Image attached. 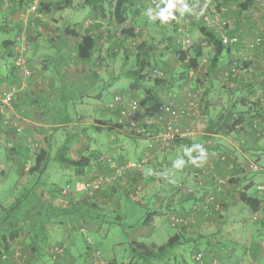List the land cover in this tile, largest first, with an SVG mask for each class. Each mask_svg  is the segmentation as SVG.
<instances>
[{
    "label": "rangeland",
    "instance_id": "obj_1",
    "mask_svg": "<svg viewBox=\"0 0 264 264\" xmlns=\"http://www.w3.org/2000/svg\"><path fill=\"white\" fill-rule=\"evenodd\" d=\"M26 1L28 4L26 3L16 7L15 5L18 4V0H0V49L3 46L2 41L4 39L12 36H16L19 40L23 38V43L25 45V62H27L33 70V73L25 78L16 70L22 77V79L18 77L20 82L17 80V83L19 85L17 83H12L10 85L5 84L0 91V121H2L0 122V229L3 228V219L5 218L8 207L16 200L17 196H19V191L32 177L31 174L19 177L20 171L17 169L19 151H16L15 143L17 142L19 143L18 145L21 144L22 146L26 144L30 146V151L35 150V152L40 148L46 149L49 153V162L47 170L41 173L40 180H44L48 185L51 184L50 182H53L54 191H50L52 186H46L45 193L48 192L46 193V199L43 198L41 199L42 201H37L31 207L26 206L25 210H22L23 212L20 218L22 222L26 220L25 223L27 224L30 223L35 216L38 217L40 213H43L42 216H48V211H50V209L44 206H47V200H51L54 208H59L60 211L58 212L60 213L56 212L57 220H55V222L53 221L51 224L48 246L51 245L52 247L53 245H59L63 248V251L61 254H58L56 258H53L49 248H46L48 246H44L43 251L45 255L44 253L39 257L28 255L27 253L30 248H33L34 243L39 242L31 237L32 234L29 231L20 229L21 235H19L18 232L17 236L23 237V239L26 237V241L24 242L26 246L22 244L21 247L20 237L18 240L11 241L8 259L5 263L0 264H72L73 262L77 264H99V260H102L105 264H112L111 260H115L116 264H118V262L120 264H165V262L169 264H183L184 262L181 261V258H183V261L187 264H212V262H210L211 260H216L218 264H222L220 260L216 258L217 246L220 245L221 249H223L224 246L227 248L235 246L238 251H242V246L239 247L240 242L236 237H247L248 230L246 229L244 231L246 225L241 224V226L235 223V217L238 215L236 209H230L228 212V222L226 225L220 226L219 214L216 213L215 210V212L211 211V205H208L206 208L207 210H204V207H202L204 198L202 197L198 198L196 202H193V205L191 204L192 210L191 212L189 210V214L187 213V222L184 220L182 223L171 224L172 218L178 216L179 209L177 210L176 206H174V208H165L166 203L164 199H170L171 196H173V200H179L183 195L188 193L190 190L189 187L196 183L194 179V177H197L195 171L190 169L189 166L184 165V162L185 160L194 162L198 159L199 155L188 159L187 157L190 155L189 151H179L177 158L172 159L170 156L171 161H169V149L164 150L162 153L158 152L155 155V160L158 159V155L160 157L162 156V158L157 166L150 167L154 171L152 173L150 172L146 183H142L139 179L131 182V178L127 180V175L124 178L125 183H122L120 179H115L113 181L110 180V182L112 181L111 183L102 185V187L98 189V192L94 194L93 198H95L97 193L103 192L104 188H112L114 190L112 191L110 189L112 192H108L113 194H105L100 205H97L98 208L101 209L97 214V218H99L100 221L99 219L85 221V218H83L80 227L83 226L84 229H86V234H81L78 229L79 237L76 234L75 238L73 237V241L71 240L72 236L71 238L68 237V231L65 227L70 221L68 211L70 208L67 210L68 207L65 206H69L71 202L75 201V197H82L85 192L71 189L65 194L62 193V188L66 184H71L79 180V175L76 169L65 166L54 160V156L57 155V153H63L76 159L81 155L93 156L89 168L91 170L89 171L88 169L85 171L87 172L86 176H89L88 178L95 176L94 178H96L98 175H110V170H108L107 173L99 171L98 158L109 155L117 161L118 157H130L132 155V150L137 146L139 148H144L147 145L145 144L147 142L145 139H140L137 143L136 139H134L135 134L131 133L132 131L124 124L120 128L119 125H117L116 114L109 111L106 107V102L114 94L124 95L129 98L130 96L133 97V93H131L132 90L130 89L133 78L129 75L130 73L128 74V70H132L134 66H136L135 44L143 41L146 44L145 48L150 45L152 46L149 54L151 60L153 61L157 57H160L165 64L164 70L161 72L159 71L160 74L165 75L166 72L168 75L172 76V78H178L183 68L166 49V47L170 45L167 37H175L172 27L168 26V28L165 29L166 33L163 34V32H161L162 28L157 24L159 7L162 0H155V3L152 4L148 11L142 9L143 7H141L140 1L134 5H132V2H128L127 13L129 16L126 20V24L129 23L140 30V35L135 38H123L119 33L122 26L116 25L113 19L115 0H90L89 2H85V0H72V7H67L62 10H56V8L51 7L48 11H42L43 9L41 10L40 8L31 11L30 7L33 0ZM172 1L180 12L185 13L183 19L187 17L190 21L189 33L192 45L189 50L192 51L193 47H202V37L197 25L200 18L198 15H190L193 13L195 5L190 8L188 4L190 0ZM192 1L194 3L198 2L196 5L199 10L207 13L209 12L210 14L214 12L213 15L218 18V25L222 26V24H224V29L232 33L238 32L246 36L250 41L252 38L251 35L254 36L257 30L261 31V29H264V2L258 1V5H254L253 9L241 11L233 0L225 2H222V0ZM42 2L49 6L51 1L43 0ZM226 9H228V11L224 14ZM188 12L190 16L187 14ZM69 18H71V21H69ZM89 20L92 25H99L96 28V34L100 36L95 49L96 62L87 61L86 63V61H79L75 53L76 42H71V45L67 47L69 53L65 58L66 60L69 58L73 67L77 70H74V76L86 83L87 91H85L84 94L82 93L80 98L82 97L84 99V104L87 102L86 105L89 106V110L79 117L70 115L66 124L44 125L41 126L44 130L38 131L37 128H40V124L44 123L46 120L50 124H57L59 119H56V116L59 114L60 107L55 108L52 120L50 116H47L44 110L43 101L41 102L40 100L37 103L34 101L33 106H31L27 103L25 104L26 101L21 102L17 100L18 97L16 98V96L24 94V92L27 96L28 94L46 95L44 90H35L34 93V90L29 89L31 81L34 77H37L35 73L38 71V68H42L43 66L38 64L37 67H34L32 63L30 64L28 55L37 44L45 46L51 45L53 47L58 46V40L65 36L63 33L65 27L74 28V26L79 25L81 31L85 32L90 30L89 28H85V26L90 24L87 23ZM10 26H15V29H7ZM20 42L21 41H18L17 45L20 46ZM241 46L240 48H245L243 45ZM203 47L205 48L202 49L201 56L199 57L201 59L200 66L202 67L197 71L196 79L198 82L194 86H197V89L201 92V110L206 108V112L209 110L207 112L208 117L215 118L219 114L220 107L224 110L233 104L239 103V99L237 98V93L228 89L226 90L220 81L216 82L212 80L210 92L211 104L209 103V105L205 106L203 93L207 87V80L216 75L220 76L221 73L219 74L218 71L216 75L215 73H206V66L208 65V59L212 56L213 48L208 44ZM235 47L232 46L228 52L232 57L230 58L228 56V58L222 59L220 63L223 62L228 64L234 60L243 61L244 59L242 57L248 55L247 53H250V51L254 49L251 47L248 48L251 50H244L241 54L234 55V52L238 53L239 51V48ZM1 65L3 68H13L14 66L8 58L3 62L0 61V67ZM145 73L146 77L143 79L144 82H151V78L154 74L153 70L147 69ZM221 79L223 78L221 77ZM21 81L25 83L24 86H21ZM13 85L16 88L13 99L9 104L3 103L2 96L10 91ZM194 86L192 85L193 88H195ZM229 88L232 89L231 87ZM224 90L226 92H223ZM40 95L39 98L42 99ZM242 96L245 98L247 97L244 93ZM136 99L138 100V97ZM141 99H143L142 95ZM247 100L249 99L246 98V101ZM66 101L65 105L69 107L74 103L73 100ZM62 104H64V102H62ZM235 116H237V114H235ZM203 120H205V117L199 114L193 122L195 130H200L201 127H204ZM188 121L190 123V120ZM140 124L141 123L138 124L139 127ZM47 126H49L48 128H51V126L54 127H52V129H45ZM95 126H100L103 129H96ZM17 127L20 129L16 130ZM45 130L51 131L45 133ZM234 130L227 133V135L234 136ZM261 136H264V133L261 134ZM144 144L145 146L142 147ZM34 147H37V149H34ZM202 150L203 149H201L199 153H202ZM31 159H33V157H31ZM133 160H136V157L128 159L127 161ZM235 162L239 163L240 166H245V164H247V160ZM144 168L146 167H143V171L139 169L142 175L145 174ZM139 170L134 172H139ZM237 174L243 178L252 177L250 171H246L241 167H239ZM166 178L172 180H174V178L178 179V181H175L177 189L169 191V186L165 185L157 192L159 183L161 184L164 182ZM185 179L187 183L184 182ZM171 182L173 184V181ZM244 182H246V180ZM226 184H228V178ZM138 186L139 191L135 193L134 189ZM13 188L15 190H13ZM240 188H242V184ZM32 192V197L37 198L38 194L36 192L38 191L32 190ZM93 192L91 194H93ZM86 194L89 196V193L86 192ZM144 194L152 196V199L149 198L146 200V205L142 203L143 198H145ZM154 195L156 197V203L154 202ZM115 196L119 197L113 202V197ZM209 196L211 197L209 198L210 204H212L213 198L211 195ZM91 199L92 198L89 200ZM161 202L163 206L160 212H157L147 225L141 224L146 213L152 211L154 206H159ZM121 205L124 206L123 209H121ZM193 208L196 210L195 213L193 212ZM199 209H202V211H200L201 215L197 216ZM215 209H218V206H216ZM61 210H67L68 212H61ZM116 216H118V219H116ZM196 216L198 220L195 218ZM248 216L247 214H245V216L242 215L240 219L242 220L243 217H245L251 221V218H248ZM22 222L20 223L22 224ZM251 226L253 230L251 235L252 240L264 238V235L256 230V223L251 222ZM90 229H97V231H101V233L104 232L103 236L97 235L99 243L92 239L94 233ZM176 232H186L187 234L184 240L181 239L178 243L167 245L156 260L153 258L150 259L149 256L145 257L141 251L134 250L137 246L135 243H142L149 250H153L157 245L166 244L168 239ZM86 237H88V242L90 241L92 244L95 243V245L98 244L102 249L100 250L99 257L95 255V248L90 249L87 247L86 249L84 244V238ZM235 240H237L238 246H236ZM22 250L27 255L23 254ZM203 254H205V259L209 263H206L207 261H204L205 259L203 260ZM197 256L201 257L198 259ZM174 257L177 259L173 260ZM143 259L147 261L143 262ZM216 262L214 261V264H217Z\"/></svg>",
    "mask_w": 264,
    "mask_h": 264
},
{
    "label": "crops",
    "instance_id": "obj_2",
    "mask_svg": "<svg viewBox=\"0 0 264 264\" xmlns=\"http://www.w3.org/2000/svg\"><path fill=\"white\" fill-rule=\"evenodd\" d=\"M257 3H258V0H255L254 3L248 8V11L253 9L254 5H258ZM227 11H228V9H226V11H224L225 13L224 12L223 13L226 14ZM228 14H229V12H228ZM179 19H182V17H180ZM69 21H71V18H69ZM88 26H85V28H89L91 30L93 29L94 34L97 32L96 25L95 26L91 25L90 27H88ZM74 29L78 32L77 37L63 36L58 40L59 41L58 46H54V47L51 45L45 46V45H41V44L38 45L37 44L36 46H34L32 48V50L30 51V53L28 55L29 62H30V64L32 63V65L34 67H37L38 64H41V66H43L42 68H38V71L35 73V76L37 75V77H34V79L31 81V83L29 85V89L34 90V93H35V90H44V93L46 92L45 93L46 95L41 96L40 94H36V95H32V94L29 95L28 94V96H27V95H25V92H24V94H20L18 96L17 100H19L21 102L26 101L25 104L27 103L31 106H33L34 101H35V103L39 102L40 100H41V102L43 101L42 103L44 105L43 106L44 110H45L47 116L48 117L50 116V119H52V120H53V113H54L55 108L60 107L59 114H58V116H56L57 117L56 119H59L57 124H55V123L50 124L45 119L46 121L44 123L40 124V128H37L38 131H43L44 128H41V126H44V125L66 124L69 120L70 115H74V117L75 116L79 117V116L85 114L89 110V106L86 105L87 102H86V104H84V99L82 97L80 98L82 93L84 94L85 91H87L86 83L81 81L80 78L78 79V77L74 76V72L77 70L73 67L72 62L69 60V58L67 60L65 59L69 53L68 52L69 49L67 47H69L71 45V42L72 43L76 42V46H77V43L80 39V35H82L84 33V31L80 30L79 25L74 26ZM34 42H37V41H34ZM201 45H202V49L205 48L203 46L207 45V41H205L203 38H201ZM238 47H235V48H238ZM75 50H76V48H75ZM235 50H237V49H235ZM238 50H239L238 53L234 52L233 54L239 55V54H241V52H244L245 48L242 49L239 47ZM247 54H248V59H249V61L247 62V65L251 66V70L249 71V74H247L246 76L242 75L239 77V79L231 78V77L226 78V79H221L220 76L222 75V72L224 70H226V68H228L227 65L228 64L230 65V63H228V64H225L223 62L217 63L215 75H216L217 71L219 74L220 73L221 74H220V76L216 75L214 77H211L212 79L210 78L209 80H207V84H206L207 87L204 91L205 106L209 105V103L211 104V96H210L211 93L210 92H211L212 80L216 81V82L220 81L221 84L224 85V88H226V90L228 89V90H231V91H234L235 93H237V98L242 96L243 93L246 96H248V94L259 91L262 88H264V44H261V45L255 47L254 49H252L250 51V53H247ZM228 56L230 58L232 57L230 54H228V50H226L225 53L220 58V61L224 58L225 59L228 58ZM79 61H84V60L79 59ZM86 63H87V61H86ZM206 69H207V66H206ZM18 77H20L22 79L21 75H19V73L15 69L3 68L1 65V67H0V91L3 89L5 84L6 85H8V84L10 85L12 83L16 84ZM220 79L223 81H221ZM246 79L249 81V84H247V86H243L242 88L235 87L239 83H241L242 80H246ZM175 80H177V79H175ZM18 82H20V81L18 80ZM24 84L25 83H23L21 81V86L22 85L24 86ZM171 85L174 86V88L171 90L172 92L170 93V91H169L171 97L165 96V99L172 101L175 104L181 103L183 101V99L185 98V93H186L187 89L192 87L191 82L184 81L183 79H179V81L178 80L172 81ZM229 87H231L232 89H230ZM223 92H226V91L224 90ZM39 95L42 97V99L39 98ZM66 100H73L74 101L73 105L70 107L65 105V102H67ZM62 102H64V104H62ZM19 107H22V106H19ZM237 110L244 111L243 117H244V122L246 123L247 119H249V117L252 114L250 112H246L243 108H235V111H237ZM208 111L209 110H207V112ZM221 111H223L222 107H220L218 113L220 114ZM205 113H206V111H205ZM48 117H46V118H48ZM65 118H67V120ZM203 121H205V120H203ZM187 123L188 122H183L182 127L184 124H185V127H187V125H188ZM244 126L245 125L243 124L241 129H235L234 130V132H235L234 136H230V135H227L225 133L220 134V133L207 132L204 127H201L200 130H195L194 126L192 127V129L190 131L191 134L189 133L190 135H188L189 139L192 140V145H182L183 147H178V148H185V146H186V148L194 149L195 146L199 145V147H197V149L198 150H201V149L204 150L202 153H198V155H199L198 159L195 160L194 162L188 161V163H187L186 162L187 160L184 162V165L189 166L190 169H193L195 171L197 177H194V179H195L196 183L197 182L198 183L197 184L194 183V185L192 184L191 187H189L190 190L188 191V193L183 195L182 198L179 200H176V199L173 200L174 199L173 196H171L170 199H164V202L166 203L165 208H174V206H176L177 210L179 209V212H185L186 210H191L190 208L192 207L193 202H196L195 200H197L198 198H202V197L204 198L207 195H211L213 198L212 204H215V206H218L220 226L226 225V223L228 222V212L230 211V209L225 207V203L227 202V200H229V193L234 188V185H236V184L229 182L228 184H225L224 186H222V189L219 192H216L213 189L214 188L213 184H214V182H216L217 180H219L221 178H228V180H230V181L231 180L233 181L235 179V183H238L237 184L238 187H240L241 184H242V188L249 187V189H248L249 193L253 194L254 196H256L258 198H262L264 200V172L263 171H259L256 173L252 172L251 173L252 177L243 178V177H240L237 173H232L231 171H229L227 169V163L228 162H230V161L235 162V161H241V160L253 161V162H256V163L264 166V136H259V137L252 136L250 129H248L246 126L245 127ZM48 127L49 126H47V128H45V129H52V127H54V126H51V128H48ZM29 131H32V130H29ZM50 131L51 130H45V133H48ZM150 135H152V133L149 131L148 133H144L142 136L134 137V139H136L137 143L140 141V139H145L147 141L145 144H148V142L150 141V138H151ZM199 139H202V140L199 141ZM145 144L142 145V147H144ZM18 146L16 143V150L19 151V160L17 162L19 163L20 160L21 161L23 160L24 161L23 165L25 164V169H26L27 165L32 160L31 156L29 154H31V152L33 150L29 151V154H28L27 148L23 147L21 144ZM142 150H143V148H139L137 146L136 148H134L132 150V155L130 157L125 156V158L132 159L134 157H137L141 153ZM177 150H179V149H177ZM189 152H190V155L193 153L192 151H189ZM190 155H188V157ZM168 156H169L168 157L169 161H171L170 156H172V154L170 153ZM161 158H162V156L161 157L158 156L157 163L155 164L156 166L158 165V162H160ZM189 158H191V157H189ZM155 165H153V166H155ZM147 167H151V166H147ZM147 167L144 170L145 171L144 175L140 176L139 172L135 173L133 171V173H130L127 176V180L129 178H131V182H132V181H137L136 179H139V180H141L142 183H146L147 179L149 178L150 172L152 173L154 171L151 168L148 169ZM90 170L91 169H89V171ZM86 174H87V172H86ZM158 176H159V174H158ZM169 178H170V176H169ZM169 178H166L164 182L161 181L162 182L161 184L159 183V187L157 189V192L160 191L161 188L165 185L169 186V191L177 189L175 181H178V179L174 178V180H172ZM245 180H246V182H244ZM171 181H173V184ZM184 182L187 183L186 179L184 180ZM168 183H170V184H168ZM110 189L112 191L114 190L112 188H104L103 192L97 193L95 198H92L91 200L87 199L88 202L90 203V206H92V207H90V210L87 211L88 214H86L87 216H85V218H86V219H84L85 221H87V219L91 220V221L99 219V218H97L98 217L97 214H98V212L101 211V209H99L97 205H100V203L102 202L103 196L105 194H107V195L113 194V193L108 192V191H111ZM46 193H48V192H46ZM46 193H45V196L47 195ZM155 194H157V193H155ZM144 196H145V198H143V200H142L143 204L147 203L146 200H148L149 198L152 199V196H149L146 194H144ZM118 197L119 196L113 197V199H114L113 202H115L118 199ZM154 198H155L154 202L156 203L155 195H154ZM154 198H153V200H154ZM83 200H84L83 196L82 197L81 196L75 197V201L71 202L69 206H65V207H68L67 210L70 208L68 210L69 211V219L71 218L70 224H72L73 227L71 226V228H70L67 225L65 228L68 231V233L66 232L68 234V237L71 238V236H72V238H71L72 241H73V237L75 238L76 234L79 237L78 229L80 227V224H81L84 216H79L76 219H74V216H76V214H74V212L78 208V206L84 205ZM162 206H163L162 202L159 206H157V207L154 206V208L152 210L156 211L155 215L157 214V212L158 213L160 212V210L162 209ZM123 208H124V206L121 207V209H123ZM121 209H119V210H121ZM67 210H61V212L62 211L66 212ZM96 210H97V212H96ZM58 213H60V212H58ZM63 214H65V213H63ZM199 214H200V212H199ZM237 214L238 215L235 217L236 218L235 223L238 225H241V224L246 225L244 231L246 229L248 230V232H247L248 236L247 237L242 238L240 236H237V237L235 236L240 242L239 247L242 246V251H238L237 247H235V246L230 247V248H227L224 246V248L221 249V247L219 245V246H217V250H216V258L219 259L222 264H264V238H260L259 240H252V236H251L252 232H253V230L251 229V227H252L251 222L256 223V225H257L256 230L260 231L264 235V205L260 210H258L255 213H252L251 215L248 216V218H251V221L245 217H243L242 220L240 219L242 217V215L245 216V214H247V211H243V212L237 213ZM56 216L57 215H55V214L54 215H48V216L47 215L46 216L41 215L40 222H37V225L41 224L43 226V230H44L46 237H47L46 243L50 241L49 231L51 230V224L53 223V221L55 222V220H57ZM197 216H199V215L197 214ZM116 219H118V216H116ZM99 221H100V219H99ZM18 223L21 224L20 222H18ZM100 223H102V222H100ZM19 224H18L19 235H21L20 229H22V230L25 229V226L27 229L31 228L28 224H23V222L21 225H19ZM91 231L94 233V237L92 239L95 242L99 243V241L97 239V235L103 236L104 232L101 233V231H97V229L96 230L92 229ZM239 232H241V231H239ZM31 237L33 238V234L31 235ZM25 238L23 239V237L22 238L20 237V240L26 241ZM232 241H233V238H232ZM22 244H26V243L23 242ZM235 244H236V246H238L237 240H235ZM34 245H35V243H34ZM157 246H159V245H157ZM157 246H155L154 248H156ZM76 248H77V246H76ZM42 253H44V252H42ZM44 255H45V253H44ZM156 258L157 257L155 256L153 259L156 260ZM174 259H177V258L174 257L173 260ZM181 261L184 262L183 264H187L185 261H183V258H181ZM118 264H120V263L118 262ZM165 264H169V263L165 262Z\"/></svg>",
    "mask_w": 264,
    "mask_h": 264
},
{
    "label": "trees",
    "instance_id": "obj_3",
    "mask_svg": "<svg viewBox=\"0 0 264 264\" xmlns=\"http://www.w3.org/2000/svg\"><path fill=\"white\" fill-rule=\"evenodd\" d=\"M50 1L51 2H50L49 6L47 4H44V2L40 1L37 8H40L41 10L43 9L42 11H48V10H50L51 7L56 8V10H62L64 8L73 6L72 0H50ZM89 1L90 0H85V2H89ZM138 1H140V0H115L114 9H113V19H114V23L116 25L122 26L119 33L122 35L123 38H135L138 35H140L139 28L136 29L131 24H129V23L126 24V20L128 19V16H129V14L127 13L128 2H132L133 3L132 5H134ZM225 1H228V0H222V2H225ZM233 1L236 2L239 10L247 11L248 8L254 3L255 0H233ZM168 2H169V0H162L161 1L160 7H159V15L157 17V24L159 25V27L162 28L161 32H163V34L166 33L165 29L168 28V26H169V27H172V29L174 31V35H175V32H177V28L179 26H181V24L183 25L186 21V18L183 19V17H184L183 15H185V13L180 12L174 6L171 9H168L166 12L163 13L164 15H169V12L171 13L168 20L167 21H161L160 13L162 10L167 8ZM26 3H27L26 0H18V4L15 6L17 7V6L26 4ZM154 3H155V0H154ZM171 3H173L172 0H171ZM187 14L189 15L190 13L188 12ZM190 15H193V14H190ZM193 16H195V15H193ZM180 17H182V19H179ZM199 18H200V20L197 24L198 28H199V32H200L202 38L205 41H207V44L213 48L212 56L208 59V65H207L206 73H208V72H209V74L215 73V70L217 68L216 65L218 62H220V58L222 57V55L225 53L226 50H228V52H229L230 48L232 46H225L221 42V40L219 38V34L215 30H213V28L206 26L201 17H199ZM192 20H193V17H192ZM181 21H183V22H181ZM188 22L190 23L189 19H188ZM91 25H89V27ZM189 25H191V24H189ZM98 26H96V28ZM14 27L15 26H10L7 29H12V28L15 29ZM256 32L259 33L261 31L257 30ZM63 33L66 37H77L78 36V32L74 28L65 27L63 29ZM254 36L251 35L252 38ZM98 38H100V36L96 33L94 34L93 29L85 31L82 35H80V39L77 43L76 50H75L77 58L80 60L88 61V62L89 61H93V62L95 61L96 62L95 49H96V44L98 42ZM167 38H168L169 44L171 45L170 46L168 44L169 46L166 47L167 51H169L174 56L175 61H177L179 63V65H181L183 68V70L178 75V78H172V76L168 75L166 72H165V75L159 73V71L161 72L164 70L165 64H164V61L162 59H160V57H157L153 61L151 60V58L149 56L150 50L152 49L151 45L147 46V48H145L146 44L143 41L135 44L136 45L135 46V49H136L135 50L136 66H134V68L132 70H128V74L130 73L129 75H131V78H133V82L130 84V89L132 90L131 93H133V97L130 96V98L136 99L138 97V100L137 99L136 100L138 101V106H139V111H138L139 120H144L147 116L151 115L155 110H157V108H155L156 104H158L162 99L164 100L165 99L164 96H168L167 94L169 93V91H170V93L172 92L171 90L174 88V86L171 85L172 81H177V80L179 81V79H183L184 81L191 82L193 86L196 85V83L198 82L196 79L197 78L196 74H197V71L202 67V66H200L201 59L199 58L201 56L202 47H193V50L190 51L189 50L190 47H188L187 49L182 48L181 40H176L175 37L170 38V36H168ZM18 41H20V40L17 39L16 36H12V37L4 39L2 41L3 46L0 49V61L3 62L6 58L10 59L11 64L12 65L14 64V66H15V67L13 66V69L16 68L15 70H17L19 73H21L23 78H25L26 76H24L20 67L15 65V56L17 57V54L15 53L14 47L19 46V45H17ZM261 44H264V41H262L259 45H261ZM241 45H243V44L242 43H236L233 46L234 47L235 46L241 47ZM259 45H257V46H259ZM257 46H254L253 48H255ZM24 54H25V52H24ZM157 60H159V61H157ZM248 61L249 60H246V62H244V66L247 65ZM206 62H207V58H206ZM27 64L28 63L26 62V65ZM228 65H227V67L229 68L230 65L229 66ZM27 66L31 69L30 65H27ZM228 68H226V69H228ZM147 69L153 70V72H154L153 77L151 78V82H149V83H146L143 80L146 77L145 71ZM191 71L193 72V75H190ZM32 73H33V70H32ZM228 78H230V77H228ZM175 79H177V80H175ZM247 84H249V81L246 79V80H242L241 83H239L235 87L242 88L243 86H247ZM194 87L195 88L192 87L190 89H197V86H194ZM262 90H264V88H262L261 90L256 91V92L252 91L253 93L248 94V96L246 97L247 99H249L247 101H246V98L244 96H240L238 98L239 103L233 104V105L229 106L228 108H225L215 118H209L208 113L207 112L205 113V109L200 110V116L202 115L205 117L204 128L206 129V131L211 132V133H220V134L225 133V134H227V133H230L231 131H233L234 129H238V128L241 129V127L244 124L248 129H250L252 136H254V137L261 136V134H263L262 129L264 128V106H261V104H259L258 102L255 103V102L250 101V96H254L257 93L261 92ZM141 95H142L143 99H141ZM17 97L18 96H16V98ZM170 97H171V95H170ZM166 101H168V100H166ZM201 101H202V99H201ZM235 108H243L246 112H250L252 114L249 117V119H247L246 123L244 122V117H243L244 111H242V110L235 111ZM113 112L116 114V120H117L119 113H118V111H113ZM235 114H237V116H235ZM167 118H168V116L166 114H163L162 120L160 122L151 123V124L150 123H141L140 127L138 126L136 129H131V130L129 129V130L132 131L131 133L135 134V136H142L144 133H148L150 131L152 133V135H150V137H152L153 135L162 131L163 126H164ZM65 119L67 120V118H65ZM0 122H2V121H0ZM118 123H120V124H118ZM118 123H117V125H119L120 128L123 126V124L125 125V123H123V122H118ZM182 124H183V122H182ZM95 127H96V129H103L100 126H95ZM183 127L185 128V124L183 125ZM188 135H190V134H187L185 136H175L170 141V144L166 149L170 150V153L172 154V156H171L172 159L177 158L178 151H180V152L181 151L182 152L192 151L193 153L189 157L196 156L201 151V150L197 149V147H199V145L195 146L194 149L186 148V146H185V148H178V147H183L182 145H192V140L189 139ZM200 140H202V139H199V141ZM16 143H15V145H16ZM18 144L19 143H17V145ZM65 145H64V147H65ZM23 147L27 148V153L29 154V151H30L29 147L30 146L24 144ZM145 148H146V146L143 148V150ZM34 149H37V147H34ZM177 149H179V150H177ZM16 151H18V150H16ZM142 151L136 157V159L140 158L141 155H143ZM29 155L31 157H33V159L29 162L26 169H25V164L23 165V162H24L23 160L19 161V163L17 164L18 165L17 169L20 171L19 177L25 176V175L28 176L29 174H31L32 177L28 181V183L26 185H24L23 188L19 191V194H18L19 196H17L16 200L11 204L10 207H8L7 213L5 214V218L3 219L4 220L3 221V223H4L3 228L0 229V263H5L6 260L8 259V256H9L8 254H10L9 249L11 246L10 242L13 240L19 239V236H17L18 230H19V226H18L19 223L18 222H22L20 216H21V213L25 210L26 206L31 207L37 201L41 200L42 198H45L46 197L45 196L46 186H52L50 191H54V183L53 182H50L51 184L48 185V184H46V182L44 180H40L41 173L46 171L47 167H48V162H49L48 161V159H49L48 151L46 149L40 148L36 152H35V150H33L31 152V154H29ZM158 156H157V158H158ZM53 159L56 160L58 163H61V164H64L65 166L72 167V168L76 169L77 174L79 175V177H78L79 180L89 181L90 179L95 177V176H93L92 178H88V176H86V172H85L86 170H88L90 168V162L93 159V156L81 155L79 158L76 159V158L69 157L63 153H57V155H55ZM117 159H118L117 160L118 164H123L128 160L125 157H118ZM97 162L99 163L98 164L99 165L98 166L99 171L107 173L109 168L107 166L103 165L101 163V161L99 160V158L97 159ZM186 162H188V161H186ZM156 163H157V159L154 162H151V164H153V165H155ZM230 164H232V165L230 166ZM153 165H149V166H153ZM147 166L148 165H146V167ZM239 167H240L239 163H236L233 161H231L230 163L229 162L227 163V169L229 171H231L232 173H237V171L239 170ZM147 168L149 169L150 167H147ZM144 170H145V168H144ZM141 171H143V169ZM141 171L139 170L140 176L142 175ZM256 172H259V171H255L254 173H256ZM128 175H129V173H128ZM229 182L236 184V185H234V188L229 193V200H227V202L225 203L226 208L236 209L237 213L247 211V215H251L252 213L257 212L258 210H260L263 207L264 200L262 198H258L256 196H254L253 194L249 193L248 192L249 187H244V188L238 187L237 186L238 183H235V179L233 181L228 180V183ZM216 184H217V181L214 182V184H213L214 188L213 189L216 192H219L216 190ZM31 189L33 191H35V190L38 191V192H36L38 194L37 198L32 197L33 192ZM13 190H14V188H13ZM96 192H98V190H94L93 194H90L89 196H87V194L84 193V195H83L84 205L78 206V208L74 212V214H76V216H74V219H76L79 216H84V218H85V216H87L86 215V214H88L87 211H89L90 207H92V206H90V203L88 202L87 199L93 198V196ZM209 205H211V207H210L211 211L215 210L216 213H218V209H215V204H209ZM44 207H47L48 209H50V211H48V215H54V214L57 215L56 212L60 211L59 208H56V207L54 208L53 202H51V200H49V201L47 200V206L45 205ZM191 210H190V212H191ZM9 211H10V213H9ZM200 211H202V209H199V212ZM188 212H189V210H187L185 212H179L177 215L183 216L185 218V217H187ZM199 212H198V215H201V213L199 214ZM155 213H156L155 210L147 212L145 215V218L142 220L141 224L147 225L151 221V219L153 218ZM42 214L43 213H40V215H38V217L35 216V218L32 219L30 221V223H27L31 227L30 229H27L26 226L24 225L25 229H27V231H29L33 234L34 240L39 242V243L35 242V245L33 246V248L29 249L27 254L30 256L34 255L35 257H39L41 255V253L44 252L43 251L44 246L46 247L49 245L48 242L46 243L47 237H46V234L43 230V226L41 224L37 225V222H40V219H41L40 217ZM195 218L197 219V216ZM25 221L23 222V224H26ZM192 224H187V225H192ZM67 225L70 228L72 226V224H70V221L68 222ZM186 234H187L186 232H176L172 237H170L168 239L166 244L159 245L153 250H149L142 243H135L137 246L134 250L141 251L142 254L145 255V257L149 256L150 259L154 258L155 256L158 259L159 255L161 254V252H163L165 250V247L167 245H171L173 243H178V242H180L181 239L184 240ZM84 240H85L84 244H85L86 249H87V247L89 248V247L93 246L98 250H102L98 246V244L95 245V243H94L92 245H88L86 238H84ZM23 242H25V240L20 241L21 247H22ZM23 245L26 246V244H23ZM66 251H67V249H66ZM22 252H23V250H22ZM195 253H197V252H195ZM23 254H25V252H23ZM27 254H25V255H27ZM202 258H203V260L205 259V254L202 255ZM146 261H144V259H143V262H146ZM204 261H207V260L205 259ZM210 262H212V260ZM111 263L116 264L115 260H111ZM206 263H209V262L207 261Z\"/></svg>",
    "mask_w": 264,
    "mask_h": 264
},
{
    "label": "built area",
    "instance_id": "obj_4",
    "mask_svg": "<svg viewBox=\"0 0 264 264\" xmlns=\"http://www.w3.org/2000/svg\"><path fill=\"white\" fill-rule=\"evenodd\" d=\"M43 0H33V3L31 4L30 10L34 11L39 2ZM197 1V0H196ZM261 2H264V0H258ZM142 9L148 11L152 4L154 3V0H140ZM198 2H193L190 0L188 4L190 5V8H192L195 5V8L193 9V15H198L202 18L204 24L210 28H213L218 34L221 42L225 46H233L236 43H242L245 47V50L248 48H253L254 45H259L262 41H264V29H261V32L257 33L253 38H251V41L246 38V36L241 35L238 32H229L227 29L223 28V25H218V18L217 16H214L213 13H207L205 11L199 10L198 6L196 5ZM188 19H186V22L181 26L177 28V32H175V39L181 40L182 48L187 49L190 47L191 40H190V25L189 22H187ZM87 23H91V21H87ZM89 25V24H88ZM225 27V26H224ZM20 46H15V53L17 54V57L15 56V65L19 66L22 70L24 76H29L32 73V70L26 65L25 58H24V52H25V45L23 43V38L20 40ZM251 50V49H249ZM244 60H234L230 63V66L228 69L224 70L222 72L221 77L223 79H226L228 77L239 79L240 76H246L249 74V71L251 70L250 65L244 66V62L248 59V55H245L242 57ZM205 61V60H203ZM190 75H193V72H190ZM16 92V88L12 86V89L5 93L2 96L3 103L9 104L10 101L13 99ZM170 96V93L167 94ZM163 96V95H162ZM165 97V96H164ZM250 101L252 102H258L261 104V106H264V90L257 93L254 96H250ZM106 107L109 109V111H118V122L125 123V126L128 129H136L138 127L139 123H157L162 120L163 114H166L168 116L163 129L161 132H158L157 134L153 135L150 138V141L148 142L146 148L142 151L143 155H141L140 158L133 160V161H126L123 164H118L117 161L112 158V156L105 155L99 158L101 163L105 166H107L111 172L110 175H98L96 178H92L89 181L85 180H77L74 183L66 184L62 188V193H67L71 189L74 191H82L87 192L89 195L94 191L98 190L102 187L104 184L111 183L115 179H120L122 183H125V176L128 175V173H131L133 171L143 169V167H146V165H151V162L155 161V155L160 152L162 153L170 144V141L175 136H185L190 133L194 120L199 116L200 110H201V92L199 89H187L185 93V98L183 99L182 103L174 104L172 101H166L165 99L161 100L158 104H156L155 110L151 115L147 116L144 120H139V106L138 101L129 97H126L124 95L120 94H114L111 96V98L106 102ZM190 120V123L189 121ZM126 121V122H125ZM188 122L187 127H182V122ZM20 128L17 127L16 130H19ZM264 133V128L262 129ZM155 150V151H154ZM204 151V150H202ZM154 156V157H153ZM232 164H230L231 166ZM241 168L245 169L246 171L255 172V171H263L264 172V166L253 162V161H247V164L245 166L241 165ZM110 180H112L110 182ZM227 183V178H221L217 180L216 184V190L220 191L222 189V186H224ZM139 186L134 189L135 193H138ZM209 195L204 197L203 200V206L204 210H207L206 208L211 203ZM196 206V205H195ZM216 208V206H215ZM195 212L196 210H194ZM187 218L183 216H176L172 218V225L176 223H182ZM83 224V223H82ZM79 230L82 234H86V229H84L83 226L79 227ZM85 236V235H84ZM88 237H86V241ZM89 245H92V243L89 241ZM49 251L51 253V256L53 258H56L58 254H61L63 251V248L59 245H51L49 247ZM90 249L95 247H89ZM95 255L99 257L100 250L94 249ZM201 256H197L199 259ZM214 261L212 260V264H214ZM96 262V261H95ZM94 262V263H95ZM97 263V262H96ZM217 263V262H216ZM72 264H77L76 262H73ZM99 264H105L102 260H99ZM218 264V263H217Z\"/></svg>",
    "mask_w": 264,
    "mask_h": 264
},
{
    "label": "clouds",
    "instance_id": "obj_5",
    "mask_svg": "<svg viewBox=\"0 0 264 264\" xmlns=\"http://www.w3.org/2000/svg\"><path fill=\"white\" fill-rule=\"evenodd\" d=\"M172 7H174L173 3H171V0H169V2L167 3V8H165L164 10L161 11L160 15H161V21H167L169 16L171 15V13L169 12V15H164L163 13L166 12L168 9H171ZM185 10H186V6H185ZM154 19V18H152Z\"/></svg>",
    "mask_w": 264,
    "mask_h": 264
}]
</instances>
